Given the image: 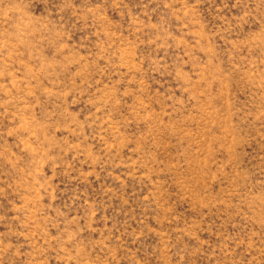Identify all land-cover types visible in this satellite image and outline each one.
<instances>
[{
	"label": "rangeland",
	"instance_id": "rangeland-1",
	"mask_svg": "<svg viewBox=\"0 0 264 264\" xmlns=\"http://www.w3.org/2000/svg\"><path fill=\"white\" fill-rule=\"evenodd\" d=\"M0 264H264V0H0Z\"/></svg>",
	"mask_w": 264,
	"mask_h": 264
}]
</instances>
